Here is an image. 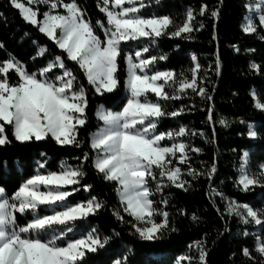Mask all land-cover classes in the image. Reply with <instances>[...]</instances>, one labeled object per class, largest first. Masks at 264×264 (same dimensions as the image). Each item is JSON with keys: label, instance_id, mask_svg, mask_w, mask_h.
Segmentation results:
<instances>
[{"label": "snow or ice", "instance_id": "1", "mask_svg": "<svg viewBox=\"0 0 264 264\" xmlns=\"http://www.w3.org/2000/svg\"><path fill=\"white\" fill-rule=\"evenodd\" d=\"M9 3L58 51L33 38L36 53L29 58L31 68L11 54L0 60V150L54 142L61 149L78 150L79 155L61 158L53 170L47 153L40 152L42 159L35 161L34 171L20 179L11 193L0 184V264H131L134 246L129 244L110 260L97 259L111 255L107 246L121 238V232L113 229L110 235L102 234L93 218L109 211L134 240L164 241L179 231L177 216L192 224L203 221L196 211L177 207L165 189L187 193L201 178L208 185L210 205L224 222L218 236L231 234L229 222L237 223L240 235L253 241L251 247L239 250L243 264H264V161L253 163L257 145L238 153L232 180L249 201L242 202L221 190L224 181L215 183V158L211 164L200 161L199 167L192 163L191 154L203 152L192 139L199 136L205 143L214 142V127L211 138L182 123L167 130L162 127L166 120L176 124L186 110H194L196 97L208 104L213 96L207 87L210 77L198 57L193 54L192 66L180 72L162 68L160 62L169 56L160 50V43L164 38L192 40L193 32L205 27L197 16L213 21L212 38L218 41L220 7L188 6L177 23L172 14H158L167 7L164 0H96L106 23L102 19L93 23L78 0H27V6L19 0ZM243 7V34L264 41V0H248ZM230 47L241 51L236 44ZM38 57L45 62L37 63ZM214 63L219 76L218 52ZM249 69L264 74V66L255 61H249ZM93 96L110 101L111 107L98 104L90 118ZM250 97L254 110L264 114V92L253 90ZM184 100L192 103L173 106ZM206 111L209 124L230 126L226 118L215 119L210 104ZM81 130L87 132L85 138L80 137ZM247 136L258 140L261 133L247 123ZM16 164L19 169L18 160ZM89 168L112 188L114 204L92 194L94 185L84 182ZM2 173L11 175L6 159L0 160ZM81 192L87 197L76 199ZM207 236L205 232L190 243L174 264H209ZM159 254L145 253L143 264H164L153 259ZM236 257V252L230 255L232 264Z\"/></svg>", "mask_w": 264, "mask_h": 264}, {"label": "trees", "instance_id": "2", "mask_svg": "<svg viewBox=\"0 0 264 264\" xmlns=\"http://www.w3.org/2000/svg\"><path fill=\"white\" fill-rule=\"evenodd\" d=\"M19 1L27 6V1ZM164 2L167 7L163 13L158 14H172L177 23L184 19V12L188 6L197 10L202 3L207 4L209 8L220 7V18L216 22L218 41L212 38L213 21L208 17L197 16V20H203L205 27L198 32L194 31L192 40L164 38L160 43V50L167 52L169 59L160 63L162 68L166 67L180 72L182 69L192 66L191 56L195 54L210 77L207 87L213 100L208 104L214 109L215 119L218 121L220 118H226L230 122V126H221L219 123L209 124L206 119L208 104L201 102L200 98L196 97V108L191 111L186 110L181 117L177 118L176 124H173L171 120H166L162 126L163 130L182 123L188 125L190 129L204 131L211 138L214 127L216 132L214 142L205 143L199 136L192 139L191 142L195 147L203 149L199 156L191 154L193 156L192 163L199 167L200 161L211 164L215 158L218 169L215 183L220 185V181H224V184L221 185L222 191L232 197L240 198L242 202H249L244 199L243 194L237 192L232 180L235 177L238 153L242 154L251 145H257L256 152L252 154L253 163L264 161V155L259 154L264 151V114L254 110L250 97V92L253 90L264 92V74H257L249 69V61H255L264 66V41L242 32L241 24L246 15L243 5L248 0H222V3L221 0H164ZM78 3L86 10L93 23L97 19H102L106 23V18L96 7V0H78ZM25 32H29L31 36H24ZM33 38L39 40L42 45L47 44L52 51H58L51 41H48L46 37L22 20L19 11L10 6L9 0H0V43L4 45V48L0 49V60L6 59L7 55L11 54L20 61L26 62L31 68L33 62L29 58L36 53V47L32 44ZM177 44L179 45L178 49L176 48ZM232 44L238 45L241 51L236 52L230 47ZM247 48H254L256 51L249 53L245 51ZM217 52L221 60L219 76H216L214 71ZM44 62L43 58H37V63L43 64ZM209 65H212V70H209ZM120 77L123 79V72H120ZM213 87L214 91H212ZM100 103L111 107L110 101L96 96L90 97L88 109L90 118L93 117L94 110ZM191 103V100L176 101L173 106L180 107L181 104L190 105ZM240 121H245V123ZM247 123H252L259 129L260 139L247 136ZM86 136L87 132L81 130L80 137L85 138ZM233 149L237 151L234 152ZM40 152L47 153L48 166L53 170H56L61 158L79 155L78 150L61 149L54 142L41 143L28 148L17 146L6 151L0 150V160L8 161V169L11 173V175L0 174V184L6 186L9 193L13 191L20 179L34 171L35 161L42 159L39 155ZM17 160L20 163L19 169L16 164ZM71 162L75 163V161ZM88 172L89 175L84 182L94 185L92 194L107 200L110 205L114 204L116 196L112 188L98 179L91 168L88 169ZM207 191L208 185L204 178L195 182L194 187L187 193L175 188L165 189L164 194L168 195L171 192V199L177 207H183L189 213L196 211L203 217V221L199 224H192L188 219L177 216L176 226L179 231L172 233L170 238L164 241L154 243H141L134 240L128 235L127 229L121 228L116 223L109 211L101 212L98 217L93 218V224L98 226L102 234L110 235L113 229L120 231L122 239L115 238L110 241V245L107 247H109L111 255H104L97 259L110 260L115 257L118 250L123 248L124 244H129L134 246V255L129 257L131 264H143L145 253L153 251L160 253L153 256L155 261L173 264L180 255L188 251L190 243L201 239L207 232L209 264H232L229 257L233 252L237 253L236 264H243V257L239 255V250L245 245L251 247L253 241L241 236L240 226L232 221L229 222L231 234L225 233L223 236H218L217 229L222 230L224 222L218 219L217 213L210 205L206 195ZM87 195L88 193L85 192L78 193L76 199H82ZM156 199H159V196ZM214 240L215 244H213Z\"/></svg>", "mask_w": 264, "mask_h": 264}, {"label": "rangeland", "instance_id": "3", "mask_svg": "<svg viewBox=\"0 0 264 264\" xmlns=\"http://www.w3.org/2000/svg\"><path fill=\"white\" fill-rule=\"evenodd\" d=\"M24 1H27V0H24ZM20 2V1H19ZM249 231H254V229H249ZM174 264V263H173Z\"/></svg>", "mask_w": 264, "mask_h": 264}, {"label": "crops", "instance_id": "4", "mask_svg": "<svg viewBox=\"0 0 264 264\" xmlns=\"http://www.w3.org/2000/svg\"><path fill=\"white\" fill-rule=\"evenodd\" d=\"M244 22V21H243Z\"/></svg>", "mask_w": 264, "mask_h": 264}]
</instances>
